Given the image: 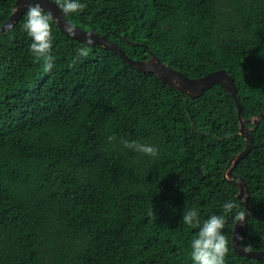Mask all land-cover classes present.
Wrapping results in <instances>:
<instances>
[{
  "label": "trees",
  "instance_id": "trees-1",
  "mask_svg": "<svg viewBox=\"0 0 264 264\" xmlns=\"http://www.w3.org/2000/svg\"><path fill=\"white\" fill-rule=\"evenodd\" d=\"M16 0H0V24ZM53 1V0H52ZM72 25L106 34L132 59L150 52L189 78L224 69L248 127L264 112V0H83ZM24 13L0 33V264H191L181 210L244 203L224 171L245 147L219 84L187 97L51 19L52 67L29 51ZM233 168L250 211L240 244L264 252V117ZM109 135L113 136L108 140ZM121 140L157 146L155 156ZM235 211V210H234ZM233 217L225 264L238 255Z\"/></svg>",
  "mask_w": 264,
  "mask_h": 264
},
{
  "label": "water",
  "instance_id": "water-1",
  "mask_svg": "<svg viewBox=\"0 0 264 264\" xmlns=\"http://www.w3.org/2000/svg\"><path fill=\"white\" fill-rule=\"evenodd\" d=\"M33 3H39L40 7L44 11L50 13L52 17L51 19L54 20L56 26L67 36L82 43H86L89 45H101L106 49H110L116 52L130 66L136 68L139 71L151 72L169 87L177 89L184 95L185 101L187 97L200 96L203 91L210 88L213 84L216 83L222 86L226 93L233 98L238 117V133L244 137L245 147L239 153L232 155L224 171L225 179L237 186L238 192L236 194V197L244 203V213L241 215L243 216V219L237 220L234 223L231 236V244L233 246L234 252L238 255L255 259H263L264 252L247 249L240 244L239 240L236 239L237 236H240L250 208L247 200L248 196L246 186L242 178L236 176L233 173V168L250 152L252 148V136L250 134V131L256 128L259 120L264 117V112H260L257 116L251 118L250 121L254 124V126L248 127L240 114L239 103L236 98V87L234 80L224 69L214 70L200 77L189 78L182 72L177 71L163 63L152 52H150L149 58L146 60L132 59L116 42L108 40L106 34L97 35L91 30H83L75 25H72L65 19L63 13L59 10V8L52 0H16L12 6V12L10 16L6 21L0 24V33H2L4 30L12 28L18 22L27 7H29ZM68 28H71L72 30L67 31Z\"/></svg>",
  "mask_w": 264,
  "mask_h": 264
},
{
  "label": "clouds",
  "instance_id": "clouds-1",
  "mask_svg": "<svg viewBox=\"0 0 264 264\" xmlns=\"http://www.w3.org/2000/svg\"><path fill=\"white\" fill-rule=\"evenodd\" d=\"M59 10L67 14H76L85 7L83 0H53ZM51 14L44 11L39 3H33L24 13L21 29L30 38L29 51L36 58H43L44 69L47 71L52 67V57L49 54L53 38L51 33ZM68 28L67 31H71ZM178 71V70H177ZM108 140L113 136L109 135ZM121 144L126 148L145 155L155 156L157 146L154 144L139 141L121 140ZM222 213H209L201 217L196 207H187L181 210L180 222L192 231L188 239V250L191 264H225V254L227 252L228 240L225 236L226 224L234 220L243 219L239 212V207L234 199H226L222 204ZM235 210V211H234ZM237 240L240 237H236Z\"/></svg>",
  "mask_w": 264,
  "mask_h": 264
}]
</instances>
